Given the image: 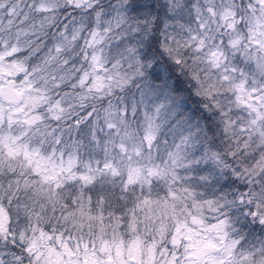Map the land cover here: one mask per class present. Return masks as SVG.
I'll use <instances>...</instances> for the list:
<instances>
[{"label": "snow or ice", "instance_id": "snow-or-ice-1", "mask_svg": "<svg viewBox=\"0 0 264 264\" xmlns=\"http://www.w3.org/2000/svg\"><path fill=\"white\" fill-rule=\"evenodd\" d=\"M0 264H264V0H0Z\"/></svg>", "mask_w": 264, "mask_h": 264}]
</instances>
